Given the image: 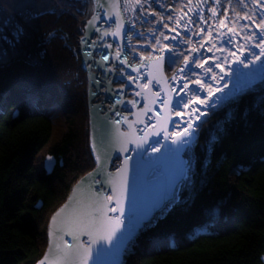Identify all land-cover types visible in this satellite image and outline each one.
<instances>
[{"label":"trees","instance_id":"16d2710c","mask_svg":"<svg viewBox=\"0 0 264 264\" xmlns=\"http://www.w3.org/2000/svg\"><path fill=\"white\" fill-rule=\"evenodd\" d=\"M46 5L42 22L24 26L31 38L40 33L39 44L24 41L13 51L0 42V264L40 261L51 217L82 176L96 168L90 143L81 147L79 121L62 111L54 126L47 111L61 78L55 74L73 86L83 71L65 40L72 37L73 15ZM256 90L239 98L198 142L197 168L182 202L146 228L124 264H261L264 87ZM47 157L56 161L50 176L43 168ZM88 162L91 170L84 169Z\"/></svg>","mask_w":264,"mask_h":264},{"label":"bare ground","instance_id":"6f19581e","mask_svg":"<svg viewBox=\"0 0 264 264\" xmlns=\"http://www.w3.org/2000/svg\"><path fill=\"white\" fill-rule=\"evenodd\" d=\"M17 1L20 7L25 2ZM83 1H90L93 6V16L90 19L92 23L89 24L87 21L86 26H83L85 31L80 35L78 47L80 50L83 40L86 39L84 58L79 55L82 62L81 70L87 74L89 79V136L91 141L93 129L96 150L104 162H107L105 173L108 182L114 181L118 175L117 170L125 165L126 158L128 162L136 160L134 163L136 165L140 161L141 153L144 154V161L149 159L154 161V154H156L154 149L168 153L170 147H178L171 143V139L175 138L174 133L182 132L184 126L187 127L189 116L192 117L191 123L194 117L204 118L217 106L242 92L245 87L264 81V56L260 55L261 48L264 47V37H261L258 27L261 17L264 16V0ZM12 5H14L13 2ZM30 6L23 7V9L28 14L31 13L32 24L42 21L45 18L42 15L48 14L46 11L36 13L37 8L32 9L33 6ZM213 8L217 11L215 17L212 16ZM245 16H250L252 19H244ZM245 25L248 27H243ZM251 33L255 35L249 43L248 36ZM173 36H177V39H172ZM19 45L18 43V45L10 46L14 49ZM170 56L176 60L171 65ZM186 57L190 67L186 73H181L180 69L185 67ZM193 58H195L194 62ZM238 60L242 62H237ZM198 64L211 68V71L204 72L197 67ZM170 66H176L171 75L168 74ZM185 79L188 81V88L185 89L188 96H185L180 106L176 107V101L179 99L177 93L184 96L180 89ZM197 79L205 85L204 88L199 87L196 83ZM257 88L256 86L255 89ZM250 91L254 90L250 89ZM193 92L206 103L203 105L191 103L188 108H185L184 103ZM192 108H198L200 111L192 113ZM201 112L203 115L200 114ZM167 121L171 125L169 129L166 127ZM165 136L170 139L165 140ZM157 140L159 143H156ZM124 148L128 150L124 151ZM194 149L195 147L191 150ZM160 156L162 155L156 154V157ZM184 158L187 159L186 156ZM140 164L142 165L140 168L143 167L140 173H146L148 165L143 162ZM177 168L175 172L179 174V169L183 167L177 165ZM173 169H170V173L174 172ZM133 173L130 175L131 179L137 177L136 173ZM140 173L137 172V174ZM156 179L157 182L162 180L161 178ZM96 180L99 181L98 178ZM97 181L88 182L93 186L90 187L92 188L90 192L85 194L86 200L92 204L102 202L104 197L114 196L112 202L116 204L117 193L113 190L115 184L103 183L102 187L99 185L97 188L95 186ZM135 181L139 180L135 179ZM137 183L135 187L143 186ZM185 183L184 181L182 186ZM106 187L110 188L112 193L103 196L96 192L99 191L98 189L104 192L107 190ZM120 199L117 208L121 206L123 208V202L126 200V198ZM105 202L107 208L114 206ZM143 202L146 203V199ZM148 204L152 205L153 202H148ZM96 209L85 205L75 213L76 218L81 219L78 220V224L73 223L66 226L63 221L57 225L55 231L59 233L62 230L60 227L65 224L64 227L62 226L65 230L80 234L82 238L83 232H87L88 235L95 234L91 226H98L102 232L101 236H106L113 228L119 229L118 224H116L117 227L112 226L108 229L104 220H99V214L102 217L112 218L111 211L102 209L101 212H97ZM142 211L151 213L153 209L150 206ZM118 213L121 214L120 211ZM66 214L69 217L72 216L71 213ZM67 216H65L66 219ZM52 218L53 216L51 220ZM122 219V222L130 226V216L128 219ZM158 219L161 218H157L156 221ZM87 221L89 223L85 224ZM119 232L118 230L114 237L118 238ZM201 234L203 235L202 232ZM116 240L113 238L111 243L108 242L111 245H107V249L116 251ZM132 245L127 251L132 250ZM99 249L90 254L87 264H99L98 260L102 261L101 257L103 260L111 259L108 253L98 256ZM60 250L59 248L52 249L48 264H75L74 260L77 258L79 261L83 259V257L79 258L80 253H72L73 250H67L66 254Z\"/></svg>","mask_w":264,"mask_h":264},{"label":"water","instance_id":"95a60500","mask_svg":"<svg viewBox=\"0 0 264 264\" xmlns=\"http://www.w3.org/2000/svg\"><path fill=\"white\" fill-rule=\"evenodd\" d=\"M86 41L83 40L82 42V46L80 47L79 50V54L84 58V42ZM84 63V62H83ZM109 106V105H107ZM204 118L202 116L199 117V119L197 120L196 117L193 118V122L192 124L194 126L198 127L203 123ZM167 123V129H169L171 127V125ZM186 127V126H184ZM198 127H196L195 130V135L193 137V139L195 140V143L189 148L188 145H184L185 147V151L187 152V150H191L192 148L196 147L197 145V140H198V135H197V129ZM93 129H92V137H91V151L96 163V168L89 174L85 175L84 177H82L79 182L72 188L71 193L69 195L68 201L53 215V218L51 220V225H50V229L48 232V248L45 252V256L37 262V264H41L42 261H44V264H48V259L50 258V254L52 253V249L53 248H59L61 249L60 251H62L64 254L67 253V250H73V252H77L81 254V257L84 259L85 256V249L90 248V253L93 254V252H96V249L98 248H105L107 249V245H111L109 244L107 241H103L100 239V236L102 234V232L99 230L98 226H91V228H93L94 233L97 234H90L88 235L87 232H83V236L82 238H80V234H74V233H70L71 230H65L64 225L66 224V226H70V224H78L79 221L81 219H77L76 218V212L80 211L82 207H84L85 205H87L90 208H97L100 206L101 203H106L105 200H101L102 202L99 203H92L90 204L88 200H86V193L90 192V188L91 186H93L92 184H88L89 181H97L96 179L98 178L99 181H103L104 184H109V185H114L113 190H116L117 193V201H121L120 198H126V200L123 202V212L121 214L117 212H112V218L119 216L120 221L122 222L123 219L122 218H129L130 216V222L132 225H137V222L139 221L138 226L136 227V230L133 234V237L130 241H127V243L123 246H121L119 248L118 251V255L114 258L111 255V259L107 258L106 260L101 257V260H98L99 264H102L103 262H106L107 264H113V261L115 260V264H123L124 263V256H125V252L127 251V249H129V246L134 244V242L136 241V239L138 237H140V235L146 230L147 227H150L149 225H153L154 222L156 221L157 218H160V212L161 209L160 207H153L151 204H148V202H153L156 199H161L167 195H170L173 191V188H179L182 186V184L184 183V178L183 175H180L181 171L184 169V162H187V159H185V153L183 152L180 154V156L178 158H173L171 157L170 154H168L167 152H164L163 150H161V152L158 150L155 153H159L160 156L159 158L156 157L155 155V160L156 161V168L158 169V171H153V169L151 167H147V172L142 174L140 173L141 170L143 169L140 168L142 165L140 163L138 164H134L136 162V160H134L132 157H130L131 159H133L131 162H128L127 165H124L123 167L119 168L118 171V175L116 176V178L114 179V181L112 182H108L107 179V175L105 173V164H107V162H104V160L102 159L101 155H99L98 151L96 150L95 147V136L93 135ZM48 158V157H47ZM46 158L45 162H44V169H45V173L47 176H50L55 167H56V161L53 159L52 160V167H49V161ZM178 163V164H177ZM177 165H181L183 168L179 169V174L178 172H175L177 168ZM174 168V169H173ZM170 169H173L174 172L170 173ZM134 172V173H133ZM137 172H139L140 174H137ZM136 173L137 177L135 176L133 179H131L130 175H132ZM140 176V177H138ZM148 177V178H147ZM156 178H161V182H157L158 180ZM135 179H138L139 181H135ZM139 182V184H143V186L138 185L137 187H135V185H137ZM101 185L100 183H95V186L98 188V186ZM117 185V186H116ZM116 186V187H115ZM141 187V188H140ZM140 188V189H139ZM106 191H101L100 189H98L99 191H96L98 194H103V196H106L108 193H112L110 188L106 187ZM111 190V191H110ZM135 192V194H134ZM129 197V198H128ZM138 198V201H137ZM144 199H146V203L143 202ZM163 199H161V203H163ZM90 204V205H89ZM112 208L116 207L117 208V203L114 204V202L109 203ZM149 205V206H148ZM40 204H38L36 206V209L40 208ZM152 207L153 211L151 213H148L149 217L153 218V219H140L144 213L142 211V209H144L145 207ZM78 210H77V209ZM74 209V210H73ZM66 213H71L72 216L69 217L67 216ZM137 213V215H136ZM138 214H140V216H138ZM67 216L68 218L66 219ZM95 219L97 221H99L100 219H103L105 224L108 225V229H110L112 226H116V224H118V228H119V237H113L114 240H116V246H118L119 244V238L122 236H126L129 226L127 225V223L125 222H120L117 223L114 219L111 220V222H109V217H102L101 214H99V220L95 217ZM94 219V220H95ZM79 220V221H78ZM65 222L64 225H62L60 228H62V230L58 233L57 230L55 231V228L57 227V225L61 222ZM125 221V220H124ZM83 222V220H82ZM85 222V221H84ZM81 223V222H80ZM89 223L88 221L85 223L87 224ZM117 227V226H116ZM91 233H93L90 230ZM93 235V236H92ZM202 235V234H199ZM95 240V243H93L92 241ZM107 242V243H106ZM115 250H117V247L115 248ZM115 252V251H114ZM62 253V254H63ZM79 261V259L77 258L76 260H74L75 264H82V261ZM90 259V257H88V260ZM110 260V261H108ZM88 262V261H87Z\"/></svg>","mask_w":264,"mask_h":264},{"label":"rangeland","instance_id":"374dc122","mask_svg":"<svg viewBox=\"0 0 264 264\" xmlns=\"http://www.w3.org/2000/svg\"><path fill=\"white\" fill-rule=\"evenodd\" d=\"M16 1L17 0H13V4L14 5H12L11 13L7 14L6 16H12L13 24L14 23L21 24V25H23V27L26 25L27 28H29V26H30L29 23L31 21V19H30V17H31L30 14L31 13L28 14L27 11H24L23 7H26V6L27 7H31L30 5H32L33 6L32 9L33 8H35V9L37 8L38 12L36 11V13H39L41 11L45 12V10L48 9V7L46 8V6H48L46 4L49 3V7H53V8L56 9V8H59V6H62V7H60V9H62V10H59V12L66 11V13H68L69 15H73L72 18L70 19L72 24H74L73 25L74 29H73L72 34H71L72 37L70 36V37H68L65 40H67L66 43L68 44V46L70 45L72 50L74 49V52L71 50L73 55H74V57H76V59H74V62L77 63V64L80 63V65L82 66V62H81V59H80L81 57L79 55V48H78L79 47V40L81 38L80 35H82L83 32L85 31L83 26L85 24H87V21L92 19V16H93L92 2L83 1V0L82 1H75V2L72 1V0H44V1L43 0L42 1L41 0H31V1L30 0H21L22 3L25 1L26 4L24 2L23 6L20 7L18 5V1L17 2ZM41 2H43V3H41ZM44 4H45V6H44ZM42 6H44V7L42 8ZM44 8H46V9H44ZM53 8H51L49 10H53ZM25 10H26V8H25ZM0 16L2 17V15H0ZM6 16L4 15L3 17H6ZM65 16H66V14H65ZM65 16L64 17L62 16L61 19H64ZM36 24H38V22H36ZM11 32L12 31L7 30L6 33H11ZM51 36H53V33L51 34ZM40 37H41L40 33H38L36 36H33V38H31L29 36V32L27 33V32L24 31V37L18 43L21 45V44H23L24 41H25V44H26V42L28 43V42L34 41V45L32 44V46H35L36 44H39ZM47 40H48V38L45 39V41H47ZM4 42L8 43V40H7V42L6 41H4ZM12 42L15 43L16 45H18V43L14 42L13 40H12ZM7 45L9 46V49L11 48L13 51L16 48L22 47V45L20 47L16 46L13 49V46L11 47L9 43ZM43 50L47 51V48H44ZM45 54H47V52H45ZM2 60L3 61H1V63H5V62H7V64L9 63L8 59H7V61H5L4 59H2ZM174 67H176V66H170V68H169L170 72H168L169 75H171L174 72L173 70L176 69ZM75 72H77V69H76ZM84 73L85 72H83L77 78L74 77L73 86L72 85L69 86V84L67 85L65 83L67 79H64L61 76L62 75L61 73L55 74L57 77H61V78L59 79V82L58 83L56 82V85L53 86L54 93H52V96H50L51 100H50V102H49V104L47 106L48 114L50 115L54 126H56V124L59 123V119L61 118V114H62L61 112L62 111H69L70 117L73 118L75 120V122L79 121L80 128H81V132H80L79 138H80V140L82 139L81 140V147L83 149L87 148L89 143L91 145V141H89V137H90L89 136V134H90L89 133V130H90L89 124L90 123L88 122L89 119H88V116H87V114L89 115V113H87L88 95L90 94L89 91H88L89 79H88V77H86V75H85L86 73L85 74ZM70 80H71V78H70ZM255 85L258 88L260 86L264 87V81L258 82L256 84L248 86V87H245V89H243L242 92H240L239 94L235 95L230 100H227V101L223 102L222 104L217 106L215 109L210 111L207 115H205L203 123L197 129V135H198L197 145H198V142L201 139H203L205 135H207L206 132L208 130H211V128H213V125L215 124L216 121H219V120L223 119V117L226 114L228 115L230 113L231 106L239 98L247 95L248 93L252 94V93H256L257 92V90L255 89V87H256ZM48 89H49V87H48ZM250 89H253L254 91L251 92ZM49 90L51 91V89H49ZM222 124H223V121L219 123L220 126L218 125V127L222 128ZM59 129H60V126L54 128V134H56L57 137L62 134L61 130H59ZM197 145H196V147H197ZM196 147H195L194 150H190L187 153H185V156L187 157V160L191 161V177H193V174H194V172L196 171V168H197V158H196V152H195ZM86 159H88V158L86 157ZM45 160H46V158H45ZM45 160H44V162H45ZM91 165L92 164H90V162H88V164L84 165V169L91 170L92 169ZM43 168H44V164H43ZM44 172H45V169H44ZM186 184H189V183L186 182L181 187V195L183 193V188L185 187ZM70 193H71V191H70ZM70 193L68 194L67 198L69 197ZM48 216H51V215H48ZM48 216L44 215V219H47ZM45 221L46 220H44V222ZM204 234L205 233H203V235ZM199 236H201V235H199ZM135 242H134V244H135ZM134 244L132 246H134ZM133 254H134V252L132 250L127 251L125 253V256H124V262H126V260L130 256H132ZM261 264H264V257L261 259Z\"/></svg>","mask_w":264,"mask_h":264},{"label":"snow or ice","instance_id":"6c2138e0","mask_svg":"<svg viewBox=\"0 0 264 264\" xmlns=\"http://www.w3.org/2000/svg\"><path fill=\"white\" fill-rule=\"evenodd\" d=\"M211 11H212V16L215 17L217 15L216 9L213 8ZM244 19L251 20L252 18L250 16H245ZM252 22L255 23V21H252ZM88 23L91 24L92 21L90 20V21H88ZM178 24H179V22H178ZM165 27H167V25ZM185 27H187V25H185ZM243 27H248V26L245 25ZM258 27L260 29V35H261V37H264V16L261 17L260 23H259ZM201 30L203 31V29H201ZM24 31L25 30H24L23 25L17 24L15 26V30H14V32L12 34L13 41L16 42V43L20 42L23 39V37H24ZM254 35H255L254 33H251L248 36L249 43L253 39V36ZM177 36H179V33H177ZM177 36H173L172 39H174V40L177 39ZM165 38H167V37H165ZM0 39H2V40H4V41L7 42V36L0 35ZM157 43H159V42H157ZM194 51H195V49H194ZM260 55L261 56H264V47L261 48ZM256 59H259V57H256ZM194 60H195V58H193V62H194ZM175 62H176L175 58L172 57V56H170L169 57V63H170V65L172 63H175ZM237 62H242V61L238 60ZM253 62H255V61H253ZM189 67H190V65L188 64V60H187V57H186L185 58V67L181 68L180 69V72L181 73H186L187 72V69ZM197 67H200L204 72L211 71V68H205L203 64H198ZM245 67H247V64H245ZM196 83L199 84V87L201 89L205 87V85L203 83H200L199 79H197ZM187 88H188V81L185 79L184 80V83H183V85H182V87L180 89V92H183L184 93V96H180V93L179 92L177 93V96L179 97V99L176 101V107H179L180 106V102L184 100V97L185 96H188V93L185 92V89H187ZM138 95H139V93H138ZM209 95L210 96L212 95L210 88H209ZM191 103H196V104L203 105V104L206 103V101L199 99V97L196 95V93L193 92L192 96L189 97L188 100L184 103V107L185 108H188L189 104H191ZM191 111H192V113H196V112H199L200 110L198 108H192ZM200 114L203 115L202 112ZM177 115H178V113H177ZM196 119L198 120L199 119V116H197ZM191 120H192V117L189 116V120L187 122V127H185L182 132L174 133L173 134L175 138H172L171 139V143L173 145H178V147H176V148H171L170 147L168 149V154H170L171 157L178 158L181 153L185 152L184 145H188L189 148H190L195 143V140L192 139V138L195 135V130H196V127H198V125L197 126H194L191 123ZM168 139H170V137L165 136V140H168ZM146 142L147 141H145V143ZM156 143H159V141L157 140ZM138 147H139V145H138ZM123 150L124 151H127L128 149L127 148H124ZM154 151H158V150L157 149H154ZM143 156H144V154L141 153L140 154V161H138V163L143 162L144 164H146L149 167H151L154 172L155 171H158V169L155 166L156 165V161H153L152 159H149L147 161H144L143 160ZM47 159L49 161V165L48 166L49 167H52L53 166L52 165L53 158L52 157H48ZM127 163H128V160L126 158L125 161H124V164L127 165ZM182 175H183V178H184L185 182H187L189 184L192 182V177H191V161L184 162V169L182 171ZM97 182L101 184V187L103 186V181H97ZM114 198H115L114 196H107V197H104L103 199L105 201H107L108 203H111ZM161 199H163V201H164L163 203H161ZM161 199L154 200L152 206L153 207H160V209H161L160 218H163L169 211H171V209L176 204L182 202V200H181V189L174 187L173 188V191H172V193L170 195H167V196H165V197H163ZM117 204L119 205L120 204V201H117ZM102 209H106L107 211H111V212L120 211L121 213L123 211L122 206L119 207V208H116V207L107 208V204H105V203H101L100 206L97 207L96 211L97 212H101ZM113 219L117 223H120L121 222L119 216H116L114 218H109V222H111V220H113ZM140 219L143 220V219H153V218L149 217L148 213L145 212L144 215ZM138 224H139V221L137 222V225H132L130 223V226H129L127 235L126 236H122V237L119 238V244H118L117 250L115 252L112 249H103V248H101V249L98 250L97 255L99 256L102 253H108V254L112 255L115 258L118 255L119 248L121 246L125 245L127 243V241H130L132 239L133 234H134V232H135L136 227L138 226ZM149 226H152V225H149ZM118 230L119 229H117V228H113V229H111V231H109V233L106 236H101L100 239L101 240H105V241L111 243L113 237L115 236V234H116V232ZM92 242L95 243V240H93ZM90 254H91L90 253V248L85 249V256H84V259L82 261V264H87V260H88V257L90 256ZM41 264H44V261H42ZM113 264H115V260L113 261Z\"/></svg>","mask_w":264,"mask_h":264},{"label":"flooded vegetation","instance_id":"af4514ba","mask_svg":"<svg viewBox=\"0 0 264 264\" xmlns=\"http://www.w3.org/2000/svg\"><path fill=\"white\" fill-rule=\"evenodd\" d=\"M12 2L13 0H0V35L7 36L8 43L10 45H14L15 43L12 42L13 40V32L15 30V26L17 25L16 23L13 24L12 16H6L7 14L11 13V8H12ZM6 17H3V16ZM5 18V19H4ZM7 30L12 31L11 33H6ZM2 40V39H0ZM4 41V40H2Z\"/></svg>","mask_w":264,"mask_h":264}]
</instances>
